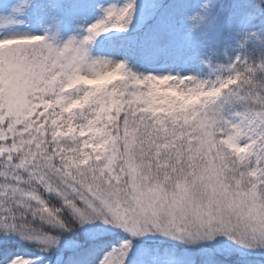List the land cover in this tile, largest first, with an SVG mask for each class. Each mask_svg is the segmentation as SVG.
<instances>
[{
	"label": "snow or ice",
	"instance_id": "obj_1",
	"mask_svg": "<svg viewBox=\"0 0 264 264\" xmlns=\"http://www.w3.org/2000/svg\"><path fill=\"white\" fill-rule=\"evenodd\" d=\"M257 8L264 0L236 10L202 0L193 15L187 4L127 0L63 45L47 34L0 36V236L45 253L62 242L91 251L101 240L81 230L101 221L127 236L97 264H146L159 237L192 250L189 264L208 244L217 245L213 264H227L232 244L264 264V22L233 26ZM129 29L123 60L90 55L102 34ZM207 30L217 36L211 52L198 44ZM196 57L208 78L129 65Z\"/></svg>",
	"mask_w": 264,
	"mask_h": 264
},
{
	"label": "trees",
	"instance_id": "obj_2",
	"mask_svg": "<svg viewBox=\"0 0 264 264\" xmlns=\"http://www.w3.org/2000/svg\"><path fill=\"white\" fill-rule=\"evenodd\" d=\"M7 0H0V7L1 5ZM29 8L33 13V18L37 27L43 31L46 26L50 23L53 17L61 18L67 21V24L73 21L72 26L82 27L85 26L86 22L92 19V15L94 10H96L99 6L98 0H26ZM102 2L108 0H101ZM113 1V0H112ZM123 2V0H115V2ZM138 6H142V0H138ZM169 3L175 4L177 6L181 5H191L192 6V13L195 14L196 5L202 2V0H168ZM221 2L228 3L233 10L247 7L249 5H259L261 0H221ZM44 6L48 7V12L45 14L42 11ZM94 16L98 18V20L102 17L99 16V13H96ZM264 22V10L257 8L254 18L250 23H241V19L239 16H235L233 19V26L240 27L243 31H256L259 29L261 23ZM191 24V25H188ZM193 21H189V23L185 24L183 27V31L178 34L177 39L182 41L185 39V34L188 32L189 28L192 26ZM71 26V25H70ZM71 26V27H72ZM132 29H129V32H118V31H111L108 33L102 34L98 37L95 42L98 46L103 45H110L116 46L121 48L124 52L127 49V45L132 38ZM100 42V44H99ZM234 44V42H232ZM198 44H203L204 47L201 49L204 52H211L215 47H217V36L214 31L207 30L204 34L198 37ZM239 51L238 48L233 47L230 49L231 55H236ZM213 63L217 61L221 63H225L226 60L224 57H212ZM175 65V70L182 75H197L200 78H208L211 74L209 73V69L207 64L205 65L198 57L192 59L191 61L185 62L183 59H176L172 60ZM129 65L132 67L134 71L137 72H146V70L150 67L147 64H140L136 61H129ZM214 79L215 76H212ZM99 228V221L94 223L88 224L84 226L81 230L80 238H82L84 233H90L96 236L97 238H101V243L95 247L91 251H84V252H73L70 247H67L63 242L62 244L53 249L50 253H45L39 251L38 247L35 244H30L25 240L20 239L19 237H9L4 238L0 236V258L2 260H7L10 256H32V257H39L41 262L48 264L49 260H52V264H66L67 258L69 256L72 257V264H89L94 258L100 255L101 244L109 243L111 245V240L107 241L103 238L102 230ZM97 231H99V235H97ZM105 237V236H104ZM103 238V239H102ZM78 237L72 233H66L64 240H76ZM104 242H103V241ZM122 240V238H121ZM120 240V241H121ZM116 241V240H115ZM119 243V242H117ZM108 244V245H109ZM178 244V243H177ZM181 244L177 245L175 249L177 253L181 254L182 257L186 258V261L189 260L191 255L187 252V250H181L179 247ZM216 248V247H215ZM244 260V263H240L238 260ZM214 260V252L212 254H208L202 260L203 263L201 264H213ZM248 261L249 263H247ZM255 260L251 259H244L239 255L233 254L231 257L228 258L227 264H254Z\"/></svg>",
	"mask_w": 264,
	"mask_h": 264
},
{
	"label": "rangeland",
	"instance_id": "obj_3",
	"mask_svg": "<svg viewBox=\"0 0 264 264\" xmlns=\"http://www.w3.org/2000/svg\"><path fill=\"white\" fill-rule=\"evenodd\" d=\"M139 1L137 0V4ZM99 6L93 12V17L90 21L83 27L72 26L73 21L67 24L66 20L61 18H55L51 20L50 24L47 26V30L45 32H40L36 25L34 24V20L31 18V13L27 9L26 0H9L0 8V36L3 35H14V34H34V35H45L47 34L50 38H52L53 42L58 45H63L69 39H81L86 34V29L89 25L95 23L98 18L94 16L96 13H99L100 17H103L104 10L113 5H123L127 3V0H123V2H115V0H108L102 2L98 0ZM189 23V22H188ZM72 27H71V26ZM191 25V24H188ZM100 44V42H99ZM90 55L95 59H107L114 62H119L123 60L125 57L123 55V51L116 46L103 45L98 46L95 41L91 42L88 45ZM213 61V58H212ZM172 63L168 62L162 66H151L148 71L156 72V73H168L177 74L175 68L172 67ZM206 65V63H205ZM208 67V65H207ZM209 69V67H208ZM209 73L210 69H209ZM99 225L102 230L103 238L107 241L111 240V245L101 244L100 255L97 258H94L89 264H97V261L102 255L111 250L113 245H117L120 243L121 238L127 236V233L120 232L118 229H113L108 225H105L103 222L99 221ZM97 231V235H99ZM105 236V237H104ZM102 238V239H103ZM101 240V238L99 237ZM147 239V238H145ZM116 240V241H115ZM103 241V240H102ZM104 242V241H103ZM119 242V243H117ZM178 243V244H177ZM231 243V242H229ZM109 244V245H108ZM179 245V242L171 241L165 237L154 238L152 244V251L150 252L151 259L146 258V264H189V260L186 261V258L182 257L181 254L177 253L175 249L176 246ZM217 245L216 244H208L206 246V250L197 253L198 260L202 262L208 254H212L215 252ZM231 247L234 249V254L244 257V259L258 260L259 256L257 253L250 252L249 250L242 249L238 245L232 244ZM181 250H187L190 255H193L192 250L187 249L185 246L181 245L179 247ZM240 263H244V260H240ZM249 263L248 261H246ZM200 263V264H201ZM36 264H43L39 259L36 260Z\"/></svg>",
	"mask_w": 264,
	"mask_h": 264
}]
</instances>
